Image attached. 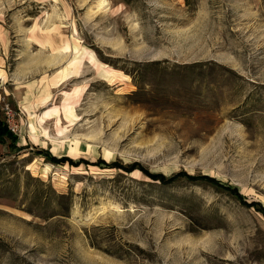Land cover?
Wrapping results in <instances>:
<instances>
[{
    "label": "rangeland",
    "instance_id": "374dc122",
    "mask_svg": "<svg viewBox=\"0 0 264 264\" xmlns=\"http://www.w3.org/2000/svg\"><path fill=\"white\" fill-rule=\"evenodd\" d=\"M5 105L0 264H264V0H0Z\"/></svg>",
    "mask_w": 264,
    "mask_h": 264
},
{
    "label": "trees",
    "instance_id": "16d2710c",
    "mask_svg": "<svg viewBox=\"0 0 264 264\" xmlns=\"http://www.w3.org/2000/svg\"><path fill=\"white\" fill-rule=\"evenodd\" d=\"M16 134H14L13 132H11L10 130L7 129V127L5 126V123L0 119V141H8V147L10 149L14 148L13 145V140L15 139ZM42 151V150H40ZM42 154L45 158H47L49 161L54 162V163H58V162H68V163H73L72 160L66 156H60V157H56L50 153H48L47 151H42ZM127 167V166H124ZM124 171H129L130 169L128 168H124ZM183 173H177L174 174L172 176L169 177H165L163 175H161L160 173H147L146 175L152 179V180H156L157 183L159 185H167L170 184L171 182H173L174 180H176L178 177H176L177 175H180ZM184 178H186L187 180L196 182V181H204L205 183L214 186L216 188H221L225 191H227L232 197L236 198L237 200H239L241 203H243L244 205H252L253 202H245V200H243L242 196L237 192L236 188L234 186H228L226 184H222L221 182H219L218 180L214 179L211 176H206V175H200V176H190V175H185ZM179 179V178H178ZM56 199L59 198H65L64 194H55ZM246 203V204H245ZM61 207V206H60ZM62 209V208H61ZM66 209V208H65Z\"/></svg>",
    "mask_w": 264,
    "mask_h": 264
},
{
    "label": "built area",
    "instance_id": "2783aa9c",
    "mask_svg": "<svg viewBox=\"0 0 264 264\" xmlns=\"http://www.w3.org/2000/svg\"><path fill=\"white\" fill-rule=\"evenodd\" d=\"M3 114H4V123H5V126L7 127L8 130H10L11 132H13L15 134V124H13L12 122V112H11V109L8 108L6 105L3 107Z\"/></svg>",
    "mask_w": 264,
    "mask_h": 264
},
{
    "label": "crops",
    "instance_id": "0c3cea01",
    "mask_svg": "<svg viewBox=\"0 0 264 264\" xmlns=\"http://www.w3.org/2000/svg\"><path fill=\"white\" fill-rule=\"evenodd\" d=\"M55 64H57V63H55ZM61 66V67H60ZM59 68H61V70L62 71H64V69H65V72H68V64H67V62H65V63H63V64H60L59 65ZM0 144L1 145H4V144H6V147L8 148V149H10L9 147H8V144H7V142L6 141H0Z\"/></svg>",
    "mask_w": 264,
    "mask_h": 264
},
{
    "label": "bare ground",
    "instance_id": "6f19581e",
    "mask_svg": "<svg viewBox=\"0 0 264 264\" xmlns=\"http://www.w3.org/2000/svg\"><path fill=\"white\" fill-rule=\"evenodd\" d=\"M52 59V58H51ZM57 59V58H56ZM53 60V59H52ZM51 62V61H50Z\"/></svg>",
    "mask_w": 264,
    "mask_h": 264
}]
</instances>
